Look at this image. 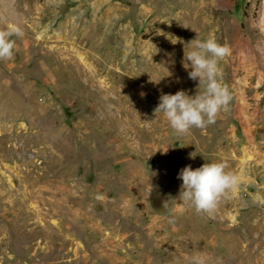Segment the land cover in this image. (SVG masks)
I'll return each instance as SVG.
<instances>
[{
  "label": "rangeland",
  "instance_id": "374dc122",
  "mask_svg": "<svg viewBox=\"0 0 264 264\" xmlns=\"http://www.w3.org/2000/svg\"><path fill=\"white\" fill-rule=\"evenodd\" d=\"M11 27L0 264H264V0H0ZM208 38L231 50L219 67L233 99L177 135L154 109L203 92L184 51ZM221 161L238 189L197 213L178 174Z\"/></svg>",
  "mask_w": 264,
  "mask_h": 264
},
{
  "label": "clouds",
  "instance_id": "9594fccd",
  "mask_svg": "<svg viewBox=\"0 0 264 264\" xmlns=\"http://www.w3.org/2000/svg\"><path fill=\"white\" fill-rule=\"evenodd\" d=\"M173 45L184 44L182 38L160 31ZM21 35L16 27L0 30V60L13 58L15 41L13 36ZM193 50L184 51V67H191L189 78L198 80L203 92L190 96L179 90L175 94H161L155 113H162L169 126L177 135H191L192 129L206 130L217 122L222 112L229 110L233 99L229 87L223 83L219 61L230 54L227 45L219 44L214 38L204 41L194 40ZM190 65L185 62H189ZM143 96L144 94L141 93ZM167 152V151H166ZM226 162H207L192 169L191 165L182 168L178 179L182 180L179 199L188 202L197 213L212 216L222 198L235 194L241 179L227 170ZM193 264H206V257L193 258Z\"/></svg>",
  "mask_w": 264,
  "mask_h": 264
}]
</instances>
